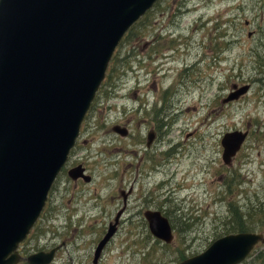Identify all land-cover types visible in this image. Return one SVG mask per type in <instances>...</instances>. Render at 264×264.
<instances>
[{
  "label": "rangeland",
  "instance_id": "obj_1",
  "mask_svg": "<svg viewBox=\"0 0 264 264\" xmlns=\"http://www.w3.org/2000/svg\"><path fill=\"white\" fill-rule=\"evenodd\" d=\"M130 32L114 51L68 158L80 156L93 181L74 185L59 174L56 196L19 248L25 255L66 239L50 264H93L97 241L122 206L126 162L139 149L163 158L158 172L141 180L149 206L129 199L96 264H178L238 232L239 220L264 234V0H158ZM232 84L250 88L221 103ZM114 124H128V135L114 132ZM151 129L158 140L147 149ZM235 129L248 135L227 165L220 140ZM146 208L169 219L172 243L150 233ZM239 264H264V243Z\"/></svg>",
  "mask_w": 264,
  "mask_h": 264
},
{
  "label": "water",
  "instance_id": "obj_2",
  "mask_svg": "<svg viewBox=\"0 0 264 264\" xmlns=\"http://www.w3.org/2000/svg\"><path fill=\"white\" fill-rule=\"evenodd\" d=\"M156 1L0 0V264L22 258L18 246L45 205L117 44ZM249 88L233 84L221 103ZM112 129L126 135L125 127ZM247 134L236 129L222 135L225 164ZM68 175L90 179L81 166ZM123 209L124 204L97 242L94 264ZM144 217L154 237L173 241L170 222L159 210H146ZM258 242L264 243L262 233H228L178 264H239ZM55 251L33 252L26 264H50Z\"/></svg>",
  "mask_w": 264,
  "mask_h": 264
},
{
  "label": "flooded vegetation",
  "instance_id": "obj_3",
  "mask_svg": "<svg viewBox=\"0 0 264 264\" xmlns=\"http://www.w3.org/2000/svg\"><path fill=\"white\" fill-rule=\"evenodd\" d=\"M171 92H172V90H170V87H169V93L168 94H170ZM162 102H163V100H162ZM164 124L165 123H164L163 120L161 122H159V131L161 130V127ZM114 125H119V124H114ZM127 125L128 124H126L125 126L119 125L121 127H125L126 128V135L125 136H127L128 133H129L128 126ZM83 128L84 127L81 126L79 136L83 132ZM163 134L164 133L161 134V136L159 138V142L161 141V138H162ZM149 137H151V139H149ZM157 140H158V131L157 130H154V129H151L150 131H148L147 132V135H146V148L147 149H150L152 147V145L155 142H157ZM76 143L77 142H75V145H76ZM138 143H140V141H136V143H133V144H138ZM75 145H74V147H75ZM147 151L148 150H146L145 152H143L141 149L136 150L133 155H130V160H128L126 162V174H125L126 177H125V183L128 186H127V188H125V186L119 188V193H120V195L122 197V205L124 204V209H123V212H122V214H121V216H120V218L118 220L117 228H118V225H119V223H120V221L122 219V216L127 212V209H128L127 208V203L129 201V199L131 197H133V195H135L134 201L141 200V202H140V204H141L140 205V209L143 208V207H148L149 206V204L146 203L147 202V198H145V194L141 193V189H142L141 180L145 176V174H149L152 170H155L156 172H158L157 169L160 167L163 158L160 159V160H155V159H153L150 156V154ZM73 152L75 153V150ZM172 153H173V151L168 152L167 153V157H169ZM133 156L135 157L134 160H133ZM69 157H70V155H69ZM67 161H68V159H67ZM67 161L62 166V169H61L60 173L63 171V176H65L67 178L68 183H72L74 185H79V184H83V183H90V182L93 181V176H92V174L89 171V165H87L86 162L80 156H74L72 159L70 158V160L68 162ZM77 166H81V168L83 169V173L86 174V175H88L90 177L89 180L85 181L82 177H77L76 179H72L71 177H69L68 170H70V169H72L74 167H77ZM59 174H58V176H59ZM58 176L56 177V180H57ZM56 180H55V182H56ZM55 182L52 185V188L55 185ZM137 185L139 186V189L140 190H139V192L135 193V188H136ZM54 189H55V187L53 189H50V191L48 193V197H47L46 204H47L48 200L51 201L56 196V190L57 189H55V190ZM137 197H139V198L137 200H135ZM124 199H125V203H124ZM46 204H45V206H46ZM65 209H66V211H68V213L71 212V215H75L77 213L76 212L77 211V208L73 207L72 205H68ZM146 210H149V208H146L143 211V217H144V212ZM150 210H153V209H150ZM117 211H116V213H117ZM116 213H115V215H116ZM115 215H114V217H115ZM114 217H113V220H114ZM76 220L78 222V221H81L82 219L79 216H77L76 217ZM113 220L109 221L108 224H110ZM144 220L146 221L145 217H144ZM71 224H74V223L72 222ZM67 243H68V241L66 239H61L59 241V243H52L50 246L46 247V249H40V250L48 251V250H50L52 248H55L56 249V251H55V258H56V255L59 253V249L61 247L65 246ZM40 250H35V251L32 250V251L33 252H36V251H40ZM27 255H25V253L23 251H20V256L22 258L20 259V261L18 262V264L25 262V258H26L25 256H27ZM53 260L51 262H53Z\"/></svg>",
  "mask_w": 264,
  "mask_h": 264
},
{
  "label": "trees",
  "instance_id": "obj_4",
  "mask_svg": "<svg viewBox=\"0 0 264 264\" xmlns=\"http://www.w3.org/2000/svg\"><path fill=\"white\" fill-rule=\"evenodd\" d=\"M158 1V0H157ZM156 1V2H157ZM155 2V3H156ZM155 5V4H154ZM153 5V6H154ZM152 6V7H153ZM152 9V8H151ZM151 9H149V10H151ZM148 10V11H149ZM147 11V12H148ZM146 12V13H147ZM146 13L143 15V16H141L136 22H134L130 27H129V29L125 32V34L126 35H129L130 33H132V32H134V31H132V32H130V30H132V29H134V27H137V25H138V23H140L141 21H142V19L145 17V15H146ZM128 32H130V33H128ZM124 34V36L122 37V39H121V41H120V43L122 42V40L126 37V35ZM120 43H119V45H120ZM114 55V54H113ZM113 59V56H112V58H111V60ZM110 60V61H111ZM102 84H103V82H102ZM102 84H101V86H100V88H99V90L101 89V87H102ZM99 90H98V92H99ZM243 222L241 221V220H239L237 223H236V228H237V231H248V230H246L244 227H243ZM165 246H167V245H165Z\"/></svg>",
  "mask_w": 264,
  "mask_h": 264
}]
</instances>
